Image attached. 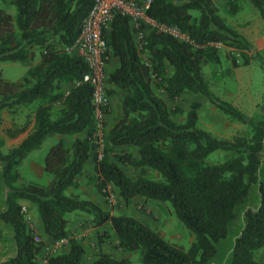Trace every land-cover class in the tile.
I'll return each instance as SVG.
<instances>
[{
	"label": "trees",
	"instance_id": "trees-1",
	"mask_svg": "<svg viewBox=\"0 0 264 264\" xmlns=\"http://www.w3.org/2000/svg\"><path fill=\"white\" fill-rule=\"evenodd\" d=\"M264 18V0H249ZM93 0H0V62L32 59L36 50L40 60L29 67L19 82L7 81L0 71V118L20 105L35 103L33 130L15 147L0 149L2 176L7 187L6 210L0 218L13 229L14 253L0 264H80L84 249L72 236L68 250L45 256L37 255L42 241L25 222L22 203L37 207L44 232L53 239L69 235L66 215L75 210L92 214L96 224L110 223L119 246L139 250L144 264H210L220 253V245L230 232L237 207L243 205L254 184H258L259 205L243 211L244 223L234 238L223 264H264L253 254L264 246V179L258 180L264 149V114L248 116L231 102L209 89L205 66L220 64L221 43L241 51L230 56L232 68L249 63L255 54L252 44L219 13L213 0H151L147 14L161 24L174 25L186 33L189 41L166 32L147 31L140 44L135 42L130 18L116 13L104 30L108 53L118 64L107 73L109 85L121 92L120 114L106 137V150L132 146V152L116 154L119 162L139 168L141 174L129 176L115 162L104 158L95 162L99 192L111 183L123 200L135 197L169 201L178 220L192 233L188 250L164 240L159 233L131 215H116L90 199L67 194L75 185L87 158L92 155L90 142L92 88L81 82L87 66L83 59L69 54V46L81 30ZM231 14L237 0H228ZM14 7L15 13L10 9ZM144 28V27H143ZM170 67V73L167 69ZM76 82L64 96L62 84ZM158 90L170 100L180 99L190 91L203 95L229 120L246 125V134L218 138L198 124L199 102L186 111L183 121L172 118L184 113L181 107L170 109ZM59 102L58 106L54 103ZM108 112V111H107ZM27 127L5 129V136L15 137ZM88 129L89 137L75 139L67 146L62 139L53 143L44 159V170L51 179L46 184L34 181L16 183L17 168L27 153L51 134H73ZM4 138L0 134V147ZM223 154L210 162L213 153ZM115 153V152H114ZM152 168L159 179L144 176ZM1 237V234H0ZM92 264H130L128 258H115L99 252Z\"/></svg>",
	"mask_w": 264,
	"mask_h": 264
},
{
	"label": "rangeland",
	"instance_id": "rangeland-1",
	"mask_svg": "<svg viewBox=\"0 0 264 264\" xmlns=\"http://www.w3.org/2000/svg\"><path fill=\"white\" fill-rule=\"evenodd\" d=\"M213 1L219 7V13L221 16H223L226 22L236 30H238L252 44L253 50L248 52V54H255L256 52H258V54H255L254 57L250 58L248 64L232 68V74H229L227 70L231 66L230 56L234 52L231 51L227 46L222 45V47H219L218 49L221 51V55L223 56L222 62L216 65H207L204 68L206 77L209 81V89L220 98L231 102L248 116L255 117L257 115H262L264 114V50L256 51L255 45H253L252 40L253 42H256L257 40L261 42L262 40H264V18L249 0H237V4L239 6H237V10L233 14L229 12L227 6L228 0L227 2L226 0ZM10 12L14 14L15 8L12 7L10 9ZM142 30L145 31L144 28H142ZM134 37L138 42L141 40L139 35H135ZM65 51L69 54H73L72 52L68 51V46L65 47ZM239 58H241V54H239ZM25 70V65L21 63L4 62L0 64L2 78L7 81H17L24 74ZM167 70V72L170 73V67H168ZM158 93L163 98H165L166 103L170 109L178 106L184 110V113L172 114V118L176 121H183L185 119L186 111L191 107V105L194 102H199L197 111L198 124L210 131L214 136L218 138H231L233 135L246 134L249 131L246 125L239 122H233L229 120L227 115L220 111H217V109L213 105H211L207 98L203 95L187 91L180 99L170 100L166 97V95H164L162 90H158ZM7 127L16 128L11 121L10 114L2 116L0 118V134L3 138H6L5 129ZM7 140H9V138H7ZM91 144L92 156L96 157L95 149L98 147V145L93 142ZM50 145L51 143L49 139H47L46 141H44L41 147V151H34L28 158L23 160V162L17 168L18 172H20L21 175L16 183L20 184L31 180L40 184L46 183V177L48 176L47 174H44L43 177L39 178L31 176L30 172L31 170H35L34 167L36 165V162L44 159V156ZM106 147L107 145L104 141V144L101 147L104 154L106 153V151L111 154L115 152L114 150L111 151V149L106 150ZM135 152H137L136 149ZM223 158V154L216 152L210 155L209 161L216 162L222 160ZM260 158L261 164L257 172L258 180L264 179V149L260 154ZM145 170V177L154 180L159 179V175L152 168L146 167ZM126 174H128L129 176H138L141 174V171L139 168L131 166L126 171ZM97 177L98 175L96 174L94 180L95 186L98 182ZM114 188L115 187L111 183H106V185L101 189V192L99 193L103 197H105L106 200H108L109 197H112V206L121 208L123 204L120 201H117ZM66 193H69V191L67 190ZM250 193H253L254 195L257 194V200H259L260 202L258 184H254L251 187L249 194ZM132 200H134L133 207L135 206L138 210L146 211V209H143V197L138 196L132 198ZM146 200L148 202V215L150 218L155 220L154 223L150 224L152 228L156 230L159 235L167 242L179 245L185 251L188 250L192 241V233L178 220L171 203L169 201L158 202L153 199ZM255 204L256 199L250 201L247 205L253 207ZM244 208L245 207L243 205L238 207V215L231 225L232 229L230 230V234L228 235L229 237L222 241L220 245L219 255L215 259H213L210 264H223L227 259L233 243L232 241L242 224L241 217L243 215ZM130 212L136 213V211ZM33 213L34 215L35 213H38L36 205H34ZM88 216H92V214L84 212L79 213L75 217V219L80 222L81 228L85 225H90L89 219H87ZM72 236L73 234L69 231V235L66 238H62L53 242V245L55 246L58 253H62L68 250L70 244L69 238ZM92 239H95V236H88L89 241H91ZM44 255L47 256L49 254L46 253ZM124 255L125 257L127 255L128 259L130 260V264H144L140 259L139 250H127ZM41 256H43L42 253ZM253 257L255 260L264 262V246L255 251Z\"/></svg>",
	"mask_w": 264,
	"mask_h": 264
},
{
	"label": "crops",
	"instance_id": "crops-1",
	"mask_svg": "<svg viewBox=\"0 0 264 264\" xmlns=\"http://www.w3.org/2000/svg\"><path fill=\"white\" fill-rule=\"evenodd\" d=\"M226 2H227V0H226ZM134 33H135L134 36L140 35L139 33H136V32H134ZM135 42L137 45L140 44V41L138 42L137 40H135ZM252 43H253V45H255L256 51L264 50V40H262L261 42L259 40H257L256 42H253V40H252ZM39 60H40V53L38 50H36L35 55L32 59H27L25 61H3V62H0V64L4 63V62H14V63H21V64L25 65L26 70H25L24 74L17 81H13V82H19L22 80L27 69L29 67L35 65L36 63H38ZM117 64H118V59L116 57L112 56L107 63V73L112 68H114ZM74 85H76V82L62 84V92H63L64 96H66L69 93L70 89ZM109 88L112 90V93L109 94L108 112L105 114V117H104L103 133H104V138H105L104 141L105 142L107 140L106 137H107L109 129L115 123L116 119L118 118V116L120 114V105H121V99H122L121 92L118 89V87H116L114 85H109ZM59 104H60L59 102L54 103L55 106H58ZM35 106H36L35 103H31L29 105L18 106L16 108V111L13 113L6 111V110H4L2 112L1 117L10 114L11 121L15 125L16 128H22L25 124H27V127L23 131L19 132L15 137L9 138V140H7L8 137L4 138V142L2 143V145L0 147V149L3 153L7 152L10 148L17 146L33 130V127H34V107ZM92 128H93V125H92ZM87 137H89L88 129H83L82 131L77 132V133H73V134L64 135V134L55 133V134L48 135L47 137H45V139L41 142V144L38 147L31 149L27 153V155L25 156L24 159L28 158L30 156V154L34 151H36V152L41 151V147H42L44 141H46L47 139H49L51 145L53 143H55L56 141L62 139L63 142L67 146H71L75 139H77V138L84 139ZM89 138H90V142L92 143L91 136ZM114 149H115V153H113V154L108 153L109 160L117 163V165L126 173V171L128 170L129 167H131V165L119 162L116 158V154L120 153L122 150L125 149L128 152H132V156L137 158L138 153L135 152V148L132 146L114 147ZM103 155L105 156V154H103ZM2 167H3V165L0 162V213H2L3 211L6 210V194L8 191L6 184L4 182L3 176H2ZM34 169L35 170H31V172H30L31 176H35V177L40 178V177H43L44 174H47L48 176L46 177L47 178L46 183L49 182V180L51 179V176L47 172H45L43 160L36 162ZM96 174L97 173L95 170V162H94L92 155H90L87 158L85 164L83 165V169H82L81 174H79L76 177L75 185L71 186L67 189L69 191V193H67V194L74 193V194H78L81 198L90 199L93 202H95L96 204L100 205L104 210L109 211L111 214L131 215V216L135 217L136 219H138L139 221H141L142 223L148 225L150 228H152V226L150 224L154 223L155 220L150 218L148 215V212H149V210L147 209L148 202L145 198H143L142 203L144 204L143 209H146V211L138 210L135 206L133 207L134 200H132V199L123 200L119 196L117 189L114 188L115 192H116L115 196L117 198V201H120L123 205L121 208L113 207L112 206L113 204H111L112 202L110 200L109 201L106 200L105 197H103L99 193L98 189L96 188L95 182H94ZM31 181H33V180H31ZM256 195H254L253 193H250L248 195L245 203L243 204V206L245 207L244 209H246V208L254 209L259 205L258 203H260V202H259V200H257ZM254 199H256V204L253 207L247 205L250 201H252ZM112 201H113V198H112ZM20 202L23 205L22 208H24V210H25L23 212H24V218H25L26 224L28 225L29 228L34 230L35 234H38L40 240L43 243L42 249L40 250L37 257H38L39 261L44 262L45 261V255L44 254L47 253L49 255H53V254L58 253L55 246L53 245L54 244L53 242L56 240H59V239H53L51 236L47 235L44 232L39 213H35V215L33 213L34 205H35L34 203L27 201V200H20ZM240 206H238V207H240ZM238 207H237V215H238ZM130 211H136V213H133ZM37 212H38V210H37ZM125 212H127V213H125ZM79 213H84V212H81L79 210H75L73 212L68 213L66 215V218L68 219V227H67L68 230L73 234V237L81 244V246L84 249V253L81 256L80 264H92L99 252H104V253L110 254L111 256L118 258V259L128 258L127 255H126V257L124 255L125 252L127 251V249L119 246V241H118L117 235H116L114 229L112 228V226L110 225V223L96 224L95 221L93 220V217L88 216L87 219H89L90 225H87V226L85 225L84 227L81 228L80 222H78V220L75 219V217ZM37 214H38L39 218L37 217ZM237 215H236V217H237ZM234 220L232 221V223L234 222ZM241 222H242V224L239 227L237 234L239 233V230L244 223L243 215L241 217ZM232 223H231V225H232ZM231 225H230V230L232 229ZM154 231H156V230H154ZM0 234H1V237H0V261H2L14 253V243H13V229H12V227L8 223L3 221L1 218H0ZM229 234H230V232H229ZM237 234H236V236H237ZM91 235H92V237L95 236V239H92L91 241H89L88 236H91ZM228 237L229 236H227L226 239ZM41 253L43 256H41Z\"/></svg>",
	"mask_w": 264,
	"mask_h": 264
},
{
	"label": "built area",
	"instance_id": "built-area-1",
	"mask_svg": "<svg viewBox=\"0 0 264 264\" xmlns=\"http://www.w3.org/2000/svg\"><path fill=\"white\" fill-rule=\"evenodd\" d=\"M151 0H93L87 16L84 18L81 30L75 40L68 46V51L81 57L87 66V71L83 74L81 82L88 83L92 88V118L93 128L91 140L98 147L96 159L104 157L101 147L104 144V117L108 111L109 94L107 92V63L110 59L108 46L103 36L104 30L109 26L116 13L126 15L130 18L131 27L140 38L148 31H162L173 35L179 40L189 41L186 33L179 30L174 25H165L147 14ZM138 31V32H137ZM216 47H222L221 43H214ZM239 58L240 50L229 48ZM112 201V197H109ZM22 211H25L22 208ZM34 240L41 241L38 234Z\"/></svg>",
	"mask_w": 264,
	"mask_h": 264
}]
</instances>
